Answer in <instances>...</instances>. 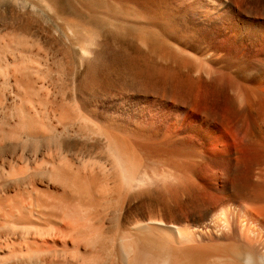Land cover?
<instances>
[{
  "label": "bare ground",
  "instance_id": "bare-ground-1",
  "mask_svg": "<svg viewBox=\"0 0 264 264\" xmlns=\"http://www.w3.org/2000/svg\"><path fill=\"white\" fill-rule=\"evenodd\" d=\"M35 2L68 26L87 70L107 52L94 25L135 51L108 48L129 65L101 93L41 41L0 37V135L23 156L37 144L0 166L2 194L32 181L35 195L4 214L69 237L60 253L22 239L43 255L3 252L0 264H264V0H103L74 17Z\"/></svg>",
  "mask_w": 264,
  "mask_h": 264
},
{
  "label": "rangeland",
  "instance_id": "rangeland-1",
  "mask_svg": "<svg viewBox=\"0 0 264 264\" xmlns=\"http://www.w3.org/2000/svg\"><path fill=\"white\" fill-rule=\"evenodd\" d=\"M53 1L56 2L57 5H59L58 7H59V11L61 12V14L64 16H68V17L85 16L88 13V10H90V9L91 10L94 9L96 11H100L101 9H103V0H53ZM49 17H50L49 11L46 10L41 4L36 3L35 0H33V1L32 0H0V37L2 38L3 36H6V37H3L4 41H5L8 38L10 39V35H12V34H20V35H25V36L31 37L35 40L41 41L42 42V43H40L41 46H44L46 49L50 48L51 53H54L58 56V58H57L58 65L57 66H58L59 71H63L68 79L75 77L77 81L82 82V83H87V81H89V80L94 81L96 84V89L98 92H101V93H106L108 91L110 92V91L116 89V87L123 80H125V78L127 77L126 72L128 71L125 67L127 65H124V63H126V61L125 62L121 61L120 57L115 56L116 53L112 54V52H111V54L110 53L108 54L107 52L109 51L108 50V48H109L111 50L113 49L114 50V51L112 50L113 52H116V50L121 51V52L124 50L125 51L127 50L129 53H133L135 51V48L128 40L123 39L122 37L117 35V32L116 31L113 32L112 28L106 29L105 27L103 28L102 25H94L100 29V32H101L100 33V35H101L100 41L106 45L107 52L103 54V56L101 58L102 61L100 60L98 62V65L96 64V69L92 72L90 70H87V68L81 64L79 58L77 57V55L75 53V50L72 47V44L68 41L67 36H66L70 33V31H69L70 29L68 28V26H62V25L52 21L51 19H48ZM77 25H78L77 23H74L73 27L77 28ZM2 53H3V51H1V55H2ZM105 54H107V55H105ZM0 60H1V62H0V98H1V96L3 95V92H4V88H5L4 87L5 86V84H4V81H5V79H4L5 65H3L2 59H0ZM126 64H128V62ZM107 83L108 84L110 83V84L108 85ZM82 86H83V89L85 92L89 91L87 85L82 84ZM2 102L3 101H0V114H2V112H4L3 111L4 105ZM34 143L31 144V142H30L29 145H27L28 143L25 144V146H27V147L30 145H32V146H31V148L28 147L30 150H25L24 156H23L20 153V148H17L15 151V150H13L12 147H9L8 142L6 141V137L4 136L3 133H1V135H0V166L2 168H4V166H5V168H6V162H8L7 160H9L10 156L11 157H18L21 154V156H23V158L25 159L26 154H29L31 156V158H33L34 157V147L37 145L36 143H35L36 145ZM5 152H7V153L5 154ZM5 159H6V162H5ZM3 160H4V162H3ZM3 163H5V164H3ZM4 169H2V170L0 169V175H1V177H0V186H1L0 194H2L1 193L2 191H6V188L4 185L8 182L7 178H9L8 173ZM6 174L8 175V177ZM2 176L3 177L5 176L4 179L7 180L6 182L3 181L4 179H2ZM1 179L4 183L1 181ZM11 179L16 180L17 178L14 179V177H12ZM9 181H10V178H9ZM27 182L28 181H26L25 184L30 185V182H32V181H30L28 183ZM25 184H24V187L20 186V190L18 192H16L18 194L3 192V194L0 195V204H1L0 212L2 211L1 212L2 214L0 213V215L2 216V217H0V240H1L0 241V245H1L0 248H2V249L4 248L3 251L0 252V257H3V255H4L3 252H4L5 255H9V256L3 257V258H9V259L14 258V257L17 258L16 255H18L20 253V251H21L20 254H22L21 256L27 257V255H28V257H30V256L33 257L34 253L36 256L37 253L39 252L36 245H35L36 247L31 246L30 251L26 250L27 253H26L24 247H26L25 244H27V241L28 240L30 241L31 238L38 241V242H36V241L35 242L39 244V241L41 239L40 237H42V238L44 237L43 238L44 240H46V239H47V241L49 240L50 242L49 241L47 242L48 244L51 243L49 246H51L53 244V242H51V240H53L54 246H51V248L54 247L53 249L55 251L58 250V253L62 252L63 250H65V248H64V246H59V245H63V244L67 245V242H68L67 240H69V237L66 233L65 234L56 233V232L52 231L49 226H48V228L46 225L44 226V224H43L44 227L41 226L43 229L42 228L41 229L40 228H38V229L32 228L33 230L32 229L30 230L28 228V226L27 227L25 226V228L23 226L20 227V225H17L12 221L14 223V225H13L12 222H10L11 219L8 216H6V214H4V213H6V211L9 212L11 210V208H9L10 210L9 209L6 210V208H8V206H7V203H5V202L9 201L8 205L11 204V206H9V207H12V205H16L15 203L19 202V199H20V203L23 201L22 203L25 205H28V204L33 205L34 204L35 195L29 194L30 188H28L27 186H26L27 188H25ZM15 195L16 196L19 195L18 197H22V198H18ZM36 196H38V198L42 197L40 195H36ZM1 197L3 198V200ZM47 197L48 196H44L43 200L44 199L47 200L48 198L50 199L51 196H49L48 198ZM17 198H18V200H17ZM80 198H82V196ZM82 199H84V197ZM2 202H4L3 205H2ZM5 204H6V206L4 207ZM5 222L6 223L10 222V224L7 223V227H6ZM32 222H35V220ZM8 224H9V226H8ZM2 225L5 226L6 228L5 227L1 228ZM12 226H14V227H12ZM34 230H36V231L34 232ZM41 230H42V233H41ZM47 231H49V232H47ZM20 232H21V234H20ZM28 236H29V238H28ZM46 237H48V238H46ZM22 239H24V240L27 239V241L24 243V240L22 241ZM37 239H39V240H37ZM61 239H62V242H64V243H61ZM96 241L97 242H94V245H97L99 243L98 240H96ZM11 243H12V245H11ZM57 244H59V245H57ZM13 245H15V246L13 247ZM55 245L58 247V249ZM7 246H8V248H6ZM33 248H34V250H33ZM51 248H49V249H51ZM66 248H68V247H66ZM11 250H12V252H11ZM29 253L33 254V255H30ZM13 255H15V256H13ZM42 255H43V253H42ZM42 255H41V252L38 253V256H42ZM21 256L19 255L18 257H21Z\"/></svg>",
  "mask_w": 264,
  "mask_h": 264
}]
</instances>
